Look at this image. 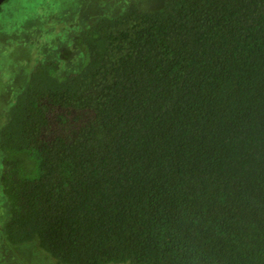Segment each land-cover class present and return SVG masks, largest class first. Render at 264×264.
Masks as SVG:
<instances>
[{"label":"trees","instance_id":"obj_1","mask_svg":"<svg viewBox=\"0 0 264 264\" xmlns=\"http://www.w3.org/2000/svg\"><path fill=\"white\" fill-rule=\"evenodd\" d=\"M94 22L84 65L37 64L0 128L4 241L60 264H264V0Z\"/></svg>","mask_w":264,"mask_h":264},{"label":"rangeland","instance_id":"obj_2","mask_svg":"<svg viewBox=\"0 0 264 264\" xmlns=\"http://www.w3.org/2000/svg\"><path fill=\"white\" fill-rule=\"evenodd\" d=\"M165 0H4L0 4V128L17 94L37 64L60 59L65 48L70 57L59 63L58 76L78 71L85 49L74 36L101 17H115L130 4L153 10ZM0 151V174L2 169ZM8 200L0 183V264H60L35 242L11 245L2 226ZM35 244V246H32ZM126 264V263H119Z\"/></svg>","mask_w":264,"mask_h":264},{"label":"water","instance_id":"obj_3","mask_svg":"<svg viewBox=\"0 0 264 264\" xmlns=\"http://www.w3.org/2000/svg\"><path fill=\"white\" fill-rule=\"evenodd\" d=\"M4 0H0V4L3 2Z\"/></svg>","mask_w":264,"mask_h":264}]
</instances>
